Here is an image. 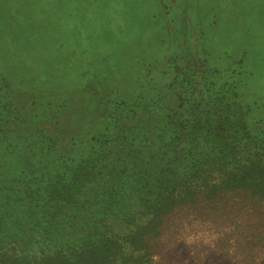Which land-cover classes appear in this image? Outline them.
<instances>
[{"label":"trees","instance_id":"trees-1","mask_svg":"<svg viewBox=\"0 0 264 264\" xmlns=\"http://www.w3.org/2000/svg\"><path fill=\"white\" fill-rule=\"evenodd\" d=\"M180 65L149 103L115 69L89 96L32 70L0 148V264H264V138L237 89Z\"/></svg>","mask_w":264,"mask_h":264},{"label":"rangeland","instance_id":"rangeland-1","mask_svg":"<svg viewBox=\"0 0 264 264\" xmlns=\"http://www.w3.org/2000/svg\"><path fill=\"white\" fill-rule=\"evenodd\" d=\"M179 63L185 73L195 70L202 88L214 72L218 88L237 89L253 133L264 138V0H0V84L8 75L21 109H0V148L21 142L25 93L18 89L36 78L32 70L79 72L81 96H89L100 90L98 73L115 69L137 88L131 98L143 94L149 103ZM42 84L75 85L60 76ZM103 115L113 127L116 117Z\"/></svg>","mask_w":264,"mask_h":264}]
</instances>
